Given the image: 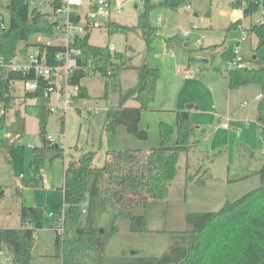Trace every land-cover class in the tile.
Segmentation results:
<instances>
[{"label": "rangeland", "instance_id": "1", "mask_svg": "<svg viewBox=\"0 0 264 264\" xmlns=\"http://www.w3.org/2000/svg\"><path fill=\"white\" fill-rule=\"evenodd\" d=\"M232 1L191 0L189 8L185 2L174 7L167 4L155 5L148 17L150 23L158 27V36L152 39L149 49L141 31L134 27L138 15L144 9L143 1L128 2L121 13L112 15V19L131 27L129 31L109 34L104 29L93 28L88 35V40L93 45H112L119 55L114 62H122L123 66L116 69L115 76L106 79L107 85L99 72L86 74L80 84L85 87L88 98L77 99L64 113L50 111L48 114L47 136L53 145L63 148V155H55L52 148L44 149L40 173L46 176L49 189L58 193L61 192L64 166L71 158L93 150L96 152V165L102 166L107 150H149L159 146V123L166 122L174 128L175 108H183L193 103L205 107L211 114L207 115L206 124L203 125L207 133L196 131L195 137L200 140L198 145L201 147L178 154L177 170L169 183L165 198L153 199L146 207L139 205L133 209L136 214H146L148 227L155 231L148 234L133 233L129 231L126 219H116V234L109 236L108 232L102 241L107 257H114L122 252L134 254L137 247L144 250L137 251L142 255H158L167 248L170 240L164 232L156 231L187 230L190 227L185 218L188 213L217 211L226 201H233L260 184L257 169L264 155L263 140L254 115L258 104L255 95L262 93V88L257 84L229 88L221 70L228 68L227 61L232 56L235 40L240 37L244 28L247 29L250 24L261 18V10L244 16L238 26L229 29L231 22L237 20L235 8L231 6ZM1 12L7 25L9 18L5 6ZM182 30L191 31L189 37H183L186 42L183 46L175 45L169 48L164 45L166 37L180 35ZM201 34L205 37L201 39L200 45H197L196 39ZM44 39L43 35L31 34L28 42ZM256 42L257 38L252 34L240 44L248 67L256 66L252 59ZM221 43L223 45H220ZM215 45L218 46L213 47ZM25 51L34 53L36 49L29 46ZM170 51L173 55H170ZM143 62L158 67L160 77L155 96L150 103L152 109L142 111L140 116L139 128L148 133L147 139L141 140L128 133L123 126L109 132L104 129L103 122L106 109L116 106L120 94L136 85V67ZM12 86L14 96L23 94L21 80L13 81ZM26 104H40V101L26 99L25 104H16L11 108L7 124L14 120V111L18 109L24 117V129L20 132V138L14 137L15 132L12 130L6 132L5 147H0V191L3 192L0 196V227L5 228L19 227L21 205L30 206L34 201L38 204L39 199L44 198L47 192L46 188L31 181L33 171L30 162L33 148L40 146L41 140L37 118L23 112ZM124 104L136 105V102L130 99ZM213 114L215 119L212 121ZM225 115L232 119L228 129L230 133L226 139L224 132L221 140L216 139V144L209 153L207 152L208 158L203 165L204 155L201 157L200 151L203 146L207 149L206 144H209L212 138H209L212 131L208 135L210 126L215 128L216 125L224 123ZM237 121L248 131L242 133L240 128L234 129ZM9 140L12 145L6 144ZM174 140L175 133L171 134L169 144H173ZM27 149L26 155L23 150ZM199 163L203 165L201 169L198 168ZM186 172H189L188 176L197 173L196 177L205 176L207 172L209 177L205 182L206 187L193 183L187 186L184 183ZM22 174H26V177L21 178ZM105 185L103 178L99 184L100 189L103 190ZM17 187H22V197L18 189L16 192ZM36 189H39V193L35 192ZM47 216L48 212L45 213L42 227L36 231L30 264H61L54 254L56 232L51 228L52 218ZM108 221L113 222V218ZM100 230L102 231V228ZM7 255L6 249L1 250L0 261L5 260Z\"/></svg>", "mask_w": 264, "mask_h": 264}, {"label": "trees", "instance_id": "2", "mask_svg": "<svg viewBox=\"0 0 264 264\" xmlns=\"http://www.w3.org/2000/svg\"><path fill=\"white\" fill-rule=\"evenodd\" d=\"M240 0L231 2L233 9ZM4 3V4H3ZM181 1L176 2V6ZM167 4V3H165ZM144 9L137 17L134 26L141 31L145 43H150L158 36V27L152 25L148 14L157 4L144 0ZM168 5V4H167ZM5 6L8 13V27L0 31V56L9 62L29 43L31 34L50 36L54 24L38 10H30L25 0H0V12ZM169 6V5H168ZM172 7V6H170ZM260 9L252 1L244 10V16H250ZM264 9V5H263ZM240 19L232 21L229 29L240 24ZM131 27L115 21H109L106 31L109 34L126 33ZM254 34L257 42L254 48L255 67L232 68L225 76L229 88L248 84H257L262 88L258 98L256 122L260 128L264 153V22L253 23L247 28ZM88 34L76 41L82 51L79 58L81 68L76 70L70 81L80 85L77 99L88 98V93L80 80L88 73L99 72L107 85V78L116 75V69L123 63L114 62L119 55L110 51L108 45L96 46L89 42ZM185 39L173 35L164 39L166 47L182 45ZM22 43V46H20ZM220 45H223L221 43ZM215 45L213 47H217ZM61 49L49 47L50 53ZM91 65L92 72L82 67ZM110 71L111 74H107ZM137 83L120 94L119 103L108 107L104 114L103 126L114 132L118 126L138 139H147L146 130L139 128L142 111L150 109L155 93L160 69L143 62L136 67ZM31 78L21 72H6L0 69V147H5L4 135L8 131L19 133L24 129L23 117L18 109L14 111V120L7 124L8 113L16 104H25L26 99H38L40 104H26L23 112L35 116L38 120V133L41 145L33 148L30 165L33 171L32 183L41 186L43 150L52 148L55 155L62 156L63 148L53 145L47 136L46 125L49 110L42 96V88L34 92H24L14 96L9 91V84L15 80ZM43 82V81H42ZM41 83V81H40ZM42 84V83H41ZM76 99V100H77ZM136 105H125L128 100ZM175 127L166 122L159 123L160 145L149 150L139 148L111 149L106 151L102 166L95 163L96 152L86 151L77 158H71L63 169V234L56 231L54 254L61 264H264V159L259 167L260 184L233 201H226L217 211L188 213L185 218L189 224L187 230H162L170 244L158 255L122 254L107 257L104 253L103 239L109 232L112 235L117 227L116 219H126L129 231L133 233H152L146 228V215L136 214L133 209L146 207L153 199L165 198L170 181L177 170V156L187 153L198 144L195 137L193 120L188 110H173ZM175 133L173 144H169L171 134ZM197 173L187 176V181L202 185L209 177H196ZM105 179L103 190L99 184ZM20 188H16V192ZM1 190V189H0ZM19 194V193H18ZM3 192L0 191V196ZM22 197L20 191L19 194ZM85 203V205H84ZM83 208L85 209L82 212ZM48 211L40 204L21 205L19 212L20 226L15 228L0 227V251L6 249L12 264H30L35 243V233L42 227L45 213ZM56 216L60 211L54 212ZM48 217V216H47ZM113 218V222H109ZM52 218V226H56ZM102 228V231L100 230Z\"/></svg>", "mask_w": 264, "mask_h": 264}, {"label": "built area", "instance_id": "3", "mask_svg": "<svg viewBox=\"0 0 264 264\" xmlns=\"http://www.w3.org/2000/svg\"><path fill=\"white\" fill-rule=\"evenodd\" d=\"M30 10H38L44 14L54 24V30L50 36H45L44 40L35 41L36 51L27 53L26 51L18 52L11 61H5L3 56H0V69L6 72H21L25 75H31V78H23L21 80L24 92H34L42 88V96L45 99L46 107L49 111H59L64 113L75 102L80 92V85L76 82H71L70 78L76 70L81 68L79 58L82 56L81 49L76 46V41L90 33L93 28L106 30L107 22L114 21L112 15L121 13L128 2L135 0H25ZM144 3V0H142ZM169 0H150L152 4H168ZM185 2L187 8L190 7L191 0H176ZM235 1V0H233ZM258 3L261 10V18L255 23L261 24L264 22V0H240L239 6L235 7V18L242 19L244 10L250 2ZM4 4V3H3ZM136 7V5L134 6ZM239 14V17H237ZM160 18V16H158ZM253 24V23H252ZM8 24L4 22V15L0 12V31L6 30ZM191 31L182 30L181 37H189ZM249 33L244 28L240 37L235 40L234 49L231 58L227 61L228 68L222 69V75L226 76L232 68L247 67V62L241 52L240 44L245 42ZM205 36L200 35L196 39V44L200 45L201 39ZM59 46L61 49L50 53L49 47ZM110 51H114L112 45H108ZM170 55L173 52L170 51ZM86 72H92L91 65L82 67ZM107 74H111L110 71ZM41 81V83H40ZM43 81V82H42ZM14 87L12 82L9 84V91L13 94ZM260 98V94L255 96ZM245 104V103H243ZM3 111L0 110V113ZM96 112V110H95ZM226 121L230 120L229 116L225 117ZM225 128L228 127L224 123ZM43 188H49V184L45 179L41 180ZM85 205V203H84ZM57 214L59 218L54 217V212H48L50 218H55L56 226L51 228L59 234H63V207L59 209ZM85 209L83 208L82 212ZM36 235V233H35ZM12 264L10 255H7L5 260L0 261V264Z\"/></svg>", "mask_w": 264, "mask_h": 264}, {"label": "crops", "instance_id": "4", "mask_svg": "<svg viewBox=\"0 0 264 264\" xmlns=\"http://www.w3.org/2000/svg\"><path fill=\"white\" fill-rule=\"evenodd\" d=\"M250 35H252V34H249L248 36L250 37ZM248 39V38H247ZM24 93V92H23ZM260 93H258V94H256L255 96H257V95H259ZM13 95V94H12ZM21 96V95H20ZM16 97H18V96H16ZM256 99V98H255ZM188 100H190V99H188ZM192 102H194V103H196L197 101H192ZM191 104H193V103H191ZM194 105V104H193ZM194 106H197L196 104L194 105ZM150 109H152L151 107H150ZM149 109V110H150ZM179 109H184V110H186L185 109V107H183V108H175L174 110H179ZM189 111V113H190V115H191V118H192V120H193V127H194V132H195V136H197V134H196V131L197 130H201V131H203V132H206L207 133V131H205V129L203 128V125L204 124H206L205 123V120L207 119V115H209V116H211V114L209 113V110H207L205 107H201V105H198L197 107H192L191 109H189L188 110ZM174 112V111H173ZM175 115V114H174ZM226 116H229V115H225V117ZM255 116H256V113H255V115H254V119H255ZM23 117V116H22ZM230 117V116H229ZM249 117V116H248ZM212 121L215 119V117H214V114L212 115ZM224 120H225V122L224 123H226L227 121H226V119L224 118ZM246 120V119H245ZM13 121V120H12ZM231 121H232V119H231V117H230V120L227 122V124H228V127L227 128H225L224 126H223V124L224 123H222L221 125H216L215 126V128L214 127H212V126H210L211 127V129L208 131V135H210V133H211V131H212V135L209 137V138H211L210 139V142H209V144H206V147H207V149L203 146L202 147V150L200 151V156L202 157V155H204V157H203V159H202V163H203V165L205 164V161L207 160V158H208V155H207V152L209 153V151H211L212 149V146L213 145H215L216 144V139L217 140H221L222 138H223V132L224 133H226V135H225V139L227 138V136L229 135V133L230 132H228L229 130L228 129H230V125H231ZM23 122H24V117H23ZM255 122H256V119H255ZM240 122L239 121H237V122H235V126L233 127L234 129H236V128H240L241 129V131H242V133H245L246 131H248L246 128H242L241 127V125L239 124ZM256 124H257V122H256ZM14 137H16V138H20L21 137V134H20V132L19 133H15V136ZM197 140H199V139H197ZM12 142H13V140H11ZM199 142H200V140H199ZM7 145H12L13 143H11L10 142V140H9V142L8 143H6ZM139 146V145H138ZM199 147H201V146H199L198 144H196L191 150L192 151H194V150H197ZM140 148H141V146H140ZM24 151V153L27 155V153H28V149L27 150H23ZM206 155V156H205ZM263 159H264V155H263ZM263 159L261 160V162H260V164H259V167L261 166V164H262V162H263ZM202 163H199V166H198V168H202ZM259 167H258V169H259ZM258 169H257V171H258ZM205 170H207V168H205ZM188 174H189V172H186L185 173V177H184V183H186V185L188 186V184H191V183H193L194 185H196V186H201V187H206V183H204V184H202V185H198V184H195L193 181H187L186 180V178H187V176H188ZM26 177V174H22V177L21 178H25ZM42 179H45L46 180V182L48 183V181H47V179H46V176L45 175H43L42 174ZM62 186H63V183H62ZM62 186H61V192L60 193H58V192H53L52 190H50L49 188H46L45 190H47V192L45 193V197L44 198H40L39 199V202H38V204H40V205H42L44 208H45V210H47L48 212H56V211H58L60 208H61V202H62V197H63V190H62ZM17 188H20V189H22V187H17ZM39 191V189H36L35 190V192L36 193H39L38 192ZM36 203H35V201H34V203L32 204V205H35ZM48 206H51V208H53V209H49V207ZM58 206V207H57ZM56 210V211H55ZM146 215V214H145ZM148 222H149V220H148V216H146V228L147 229H149V230H153V229H150L149 227H148ZM19 226H20V224H19ZM5 228V227H4ZM118 229V228H117ZM117 229H116V231L112 234V236H114L115 234H116V232H117ZM171 230H175V229H171ZM153 231H155V230H153ZM158 231H162V230H158ZM166 231H168V230H166ZM146 234H148V233H146ZM35 240H36V235H35ZM134 251L135 252H137V251H144L143 249H140V247H137L136 249H134Z\"/></svg>", "mask_w": 264, "mask_h": 264}, {"label": "water", "instance_id": "5", "mask_svg": "<svg viewBox=\"0 0 264 264\" xmlns=\"http://www.w3.org/2000/svg\"><path fill=\"white\" fill-rule=\"evenodd\" d=\"M168 5H169V6H172V7L176 6V0H169V1H168ZM237 17H239V14H237ZM253 58H255V55H253ZM192 107H197V106H194L193 104H187L186 107H185V109H186V110H189V109H191ZM134 252H135V251H134Z\"/></svg>", "mask_w": 264, "mask_h": 264}]
</instances>
